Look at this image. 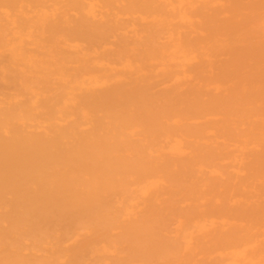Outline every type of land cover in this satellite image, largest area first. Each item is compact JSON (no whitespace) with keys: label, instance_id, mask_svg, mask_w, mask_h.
I'll use <instances>...</instances> for the list:
<instances>
[{"label":"bare ground","instance_id":"1","mask_svg":"<svg viewBox=\"0 0 264 264\" xmlns=\"http://www.w3.org/2000/svg\"><path fill=\"white\" fill-rule=\"evenodd\" d=\"M0 264H264V0H0Z\"/></svg>","mask_w":264,"mask_h":264}]
</instances>
